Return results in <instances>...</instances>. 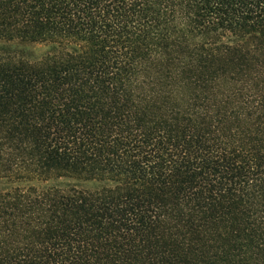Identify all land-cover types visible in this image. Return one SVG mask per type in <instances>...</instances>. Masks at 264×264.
<instances>
[{
	"label": "trees",
	"instance_id": "1",
	"mask_svg": "<svg viewBox=\"0 0 264 264\" xmlns=\"http://www.w3.org/2000/svg\"><path fill=\"white\" fill-rule=\"evenodd\" d=\"M0 43L43 50H0V264H264V0H0Z\"/></svg>",
	"mask_w": 264,
	"mask_h": 264
},
{
	"label": "rangeland",
	"instance_id": "2",
	"mask_svg": "<svg viewBox=\"0 0 264 264\" xmlns=\"http://www.w3.org/2000/svg\"><path fill=\"white\" fill-rule=\"evenodd\" d=\"M0 50H8L12 52H18V53H31L34 56H39L43 50L40 47H31V46H25V45H18V44H7V43H0ZM36 187H69V186H78L83 188H94L92 184H77L76 182L68 179H61V180H55L50 181L48 183H34Z\"/></svg>",
	"mask_w": 264,
	"mask_h": 264
}]
</instances>
